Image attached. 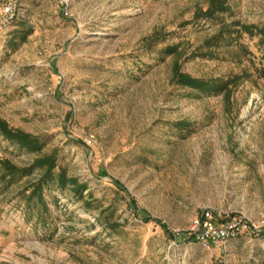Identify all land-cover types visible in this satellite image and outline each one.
Here are the masks:
<instances>
[{
  "label": "rangeland",
  "instance_id": "374dc122",
  "mask_svg": "<svg viewBox=\"0 0 264 264\" xmlns=\"http://www.w3.org/2000/svg\"><path fill=\"white\" fill-rule=\"evenodd\" d=\"M0 0V120L38 139L29 152L0 135V264H264V68L258 38L206 48L229 24H264V0ZM167 46H176L167 54ZM241 79L226 93L181 86ZM54 158L45 207L25 189ZM34 205H31V204ZM30 205V206H29ZM34 206V207H33ZM203 217L232 226L197 240Z\"/></svg>",
  "mask_w": 264,
  "mask_h": 264
},
{
  "label": "trees",
  "instance_id": "16d2710c",
  "mask_svg": "<svg viewBox=\"0 0 264 264\" xmlns=\"http://www.w3.org/2000/svg\"><path fill=\"white\" fill-rule=\"evenodd\" d=\"M229 7L227 6V0H210L208 7L205 11L197 14L196 21H212L218 16L228 13ZM246 35L249 38H258L257 48L264 52V24L263 25H244L238 22H231L226 24L221 21L218 31L206 40V48H215L221 44L231 45L235 44L239 49L245 50L246 48L240 43H237L242 35ZM176 50V46H167L164 52L167 54H172ZM247 54H250L246 51ZM258 76L264 82V68L260 67L256 69ZM241 79L240 76L235 75L227 80L222 79H194L187 75L181 74L179 72L175 73V80L181 86L187 87L196 93L202 94H212V93H226L228 87L236 84ZM0 135L8 142L18 146L29 152H39L42 145L38 139L32 138L24 133L15 131L7 126L6 123L0 120ZM4 176L10 179L18 177H26L28 172L27 169H17L9 164L6 160L0 161ZM32 168L42 171L41 178L30 184L25 191L30 190L28 195V200H32L34 197L37 198V203L39 206L45 207V203L42 198V190L46 184L57 182V186L61 189L66 187V184H70L73 188V192L77 195H81L84 187L77 185L75 181L71 179H65L64 174H59L54 180L53 170L55 168L54 158L50 157H40L35 159ZM31 205H34L33 203ZM30 206V205H29ZM34 207V206H33Z\"/></svg>",
  "mask_w": 264,
  "mask_h": 264
},
{
  "label": "built area",
  "instance_id": "2783aa9c",
  "mask_svg": "<svg viewBox=\"0 0 264 264\" xmlns=\"http://www.w3.org/2000/svg\"><path fill=\"white\" fill-rule=\"evenodd\" d=\"M14 9V4L11 1L3 5V14H11ZM199 226L197 234V240L201 242L204 247H210L212 245L223 244L229 236L232 226L218 227L210 222L209 218H201L199 221H195V226Z\"/></svg>",
  "mask_w": 264,
  "mask_h": 264
}]
</instances>
